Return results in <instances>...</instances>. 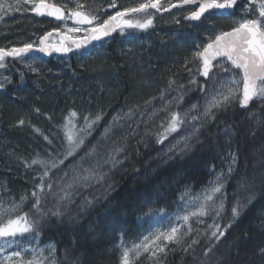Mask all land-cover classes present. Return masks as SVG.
I'll return each mask as SVG.
<instances>
[{"label": "trees", "instance_id": "1", "mask_svg": "<svg viewBox=\"0 0 264 264\" xmlns=\"http://www.w3.org/2000/svg\"><path fill=\"white\" fill-rule=\"evenodd\" d=\"M211 21L208 17L198 22L185 19L183 26L170 28L168 38L155 37L148 50H138L137 58L142 59L144 69L148 66L149 78L164 83L168 77L190 71L200 62L194 53L220 28L225 31L235 26L222 17ZM103 58V64L109 66L107 73L75 59L71 79L43 74L24 87L0 92V202L18 203L21 196H27L29 202L21 214L30 210L31 192L39 183L31 179L28 165L47 152L48 138L54 142L60 139L57 127L67 111L100 113L102 119L62 171L98 141L97 151L105 155L113 142L124 149L115 166H104L107 176L102 182L79 189L73 202L61 209L62 215L45 219L31 244L53 245L56 264H121L122 242L134 244L148 235L164 215L177 211L183 193L203 190L213 170L235 157L236 167L225 189V209L219 217L224 235L216 239L210 232L200 238L194 232L178 244H168L154 261L142 254L135 264H264V98L249 107L235 102L217 111L215 120L205 123L186 151L181 145L170 155L164 153L157 142V133L162 130L159 117L137 126L129 117L121 119L111 140L104 141L105 127L130 96L134 69L129 67L132 58L128 55ZM114 89L116 95L106 93ZM138 98L132 100L137 102ZM90 163L86 161L84 167ZM249 195L253 196L250 203L246 199ZM86 200L91 203L86 204ZM237 201L242 202L240 214L233 217L231 209ZM47 207L54 209L52 197Z\"/></svg>", "mask_w": 264, "mask_h": 264}, {"label": "snow or ice", "instance_id": "2", "mask_svg": "<svg viewBox=\"0 0 264 264\" xmlns=\"http://www.w3.org/2000/svg\"><path fill=\"white\" fill-rule=\"evenodd\" d=\"M21 3H33L32 11L38 15L53 16L60 20L72 19L76 26L69 28V33H80L81 31L87 33L79 39H73L70 35L63 38L70 40L76 49H80L92 40H99L108 36L117 29H120L121 32L125 28L146 30L153 23L150 15H146L142 21L126 17L132 13H145L149 8L161 10L160 0H147L145 3H140L138 7L117 11L114 15L99 22L97 16L92 15L89 11H84V5L79 3L74 9L68 10L67 17L61 7L47 3L46 0H38V2L17 0L16 5H7V8L10 10L14 8L19 11ZM194 3L197 4L196 10L185 17L190 21H200L211 10L223 12L232 9L237 0H180L182 5ZM251 3L255 4L256 0H251ZM171 6L176 7L177 5ZM5 8L6 4L0 2V11H4ZM85 25L87 27H81ZM50 35L51 33H48L41 37L39 46L35 49L32 43L7 50L0 48V67H4L3 61L6 57H22L33 50L47 55H51L53 51L59 53L72 51V48L65 46L63 42L59 46L47 44L46 41ZM194 58L200 61L199 74L205 78L206 84L211 82L212 85V91L209 93L210 98L206 99L203 110L201 111L200 107L195 104L184 111L170 110L174 101L176 108H180L184 96L183 93H180L173 100L162 105L160 109H154L150 116V118L155 117L161 111L165 113L160 124L163 131L157 133L158 143H163L169 135L182 128L187 130L188 127H191V134L186 135L182 142V151L190 149L192 140L198 138L204 124L215 120L216 112L225 109L234 100H238L241 107H247L254 99L264 98V0L259 2L257 18L241 20L231 31L221 32L214 38H209V42L202 50L194 53ZM218 58H220L219 61ZM214 61H218L225 73L231 74L238 71L240 79H236L235 76H232L231 79H217V73L213 71V68L216 67ZM224 64H228L229 67H223ZM172 83L169 81L170 85ZM191 83H196V81L192 80ZM2 87L3 85L0 84V88ZM161 99H164L163 93ZM146 103H151V101ZM127 115H132L131 110ZM78 119L80 117L75 111L69 113L66 118L63 126L66 149L62 159L57 157H52L49 160L34 159L28 165V167L39 165L43 169L38 175L39 183L34 185L35 190L31 192L32 206L30 210L21 214L22 209L29 202L27 196H21L20 201L8 209L0 207V254H4L9 248L12 249L10 254L0 256V264H44L48 260V257L44 256L45 249L37 250L33 247H24L22 246L23 241L31 237L28 240V244L31 245L39 235L41 224L49 215H62L61 209L73 202V197L79 189L102 182L107 176L103 171L104 166L109 163L115 166L118 163L117 157L124 151L123 147L113 142L105 155L97 151V146L100 143L98 141L97 145L80 156L75 164L62 171L65 162L78 155L85 145V141L96 130L102 115L97 114L94 118L84 116L82 117L83 124L80 125L77 123ZM121 119L119 114L113 117L112 122L104 129L102 140H111L113 128L120 126ZM20 123L23 124V120ZM86 161H91L88 167H84ZM228 171L230 175L233 171L231 166ZM225 179L223 173L217 174L213 180L208 182L200 194L192 195L186 191L181 196V200H184L192 208L191 211L186 210V214L178 218L184 222L183 224L171 226L168 231L158 232L151 238L145 236L141 243H134L131 248L125 247L122 242L121 264H135V260L143 254L141 249L143 252H151L152 256H156L157 252H164L168 244L180 243L184 235L192 230L190 221L193 217L198 223H203V218L213 217V214L216 218L220 217L225 209ZM49 197L55 201L54 209L47 207ZM246 199L250 203L253 196L249 195ZM85 203L90 204L91 201L86 200ZM241 205L242 202L237 201V204L232 207L233 217L239 216ZM5 217H7L6 220ZM184 225H187V232H182ZM208 227L215 229L211 235L216 239L224 235L219 224L214 222ZM152 245H156L155 250H153ZM47 250L51 256H54V246L49 245ZM29 254H31V259L26 260L25 256ZM51 264H56V261L53 259Z\"/></svg>", "mask_w": 264, "mask_h": 264}, {"label": "flooded vegetation", "instance_id": "3", "mask_svg": "<svg viewBox=\"0 0 264 264\" xmlns=\"http://www.w3.org/2000/svg\"><path fill=\"white\" fill-rule=\"evenodd\" d=\"M0 2L6 4L5 10L0 11V48L7 50L14 47H22L26 43H32L34 47H38L39 39L48 33H51L47 41V44L50 45L59 44L60 35H70L76 39L87 35L84 31L80 33L68 32L69 28L76 26L72 19L65 18L60 20L53 16L38 15L32 11L33 3H21L20 10L17 11L14 8L11 10L7 8V5H16L17 0H0ZM34 2H38V0H34ZM46 2L61 7L65 11L66 17L68 10L74 9L78 3L83 4L84 11L91 12L92 15L98 17L99 22H102L117 11L138 7L140 3H145L147 0H46ZM177 3H180V0H160V11L149 8L145 13L130 14L126 18L139 19L141 21L146 15H150L153 23L146 30L125 28L121 32L120 29H117L113 32L111 38L103 39L90 48L81 47L76 52H73L74 45L66 42L65 46L71 47L72 51L63 55H52L48 59L43 58L41 55L23 56L17 60L5 58L3 61L4 67H0V84L3 85L0 88V92L8 87H24L27 83H32L35 77L38 78L43 74L51 76L55 74L61 78L66 76L71 79L75 59H83L90 56L109 57L112 54L119 56L135 55L138 50H141V52L144 48L148 50L155 37L168 38L170 28L183 26L186 15H189L190 12L195 11L197 8V6H186L176 8L171 12L163 10L169 9L171 5ZM254 5L251 0H237L231 12L220 13L218 10H211L204 17H211L210 21L218 17L228 19L237 15H244L242 11L249 6L254 7ZM252 10L256 9L252 8ZM180 11L183 13L182 18H179ZM172 15L174 17L172 19H179L171 22ZM246 18L251 19L249 16H246Z\"/></svg>", "mask_w": 264, "mask_h": 264}, {"label": "rangeland", "instance_id": "4", "mask_svg": "<svg viewBox=\"0 0 264 264\" xmlns=\"http://www.w3.org/2000/svg\"><path fill=\"white\" fill-rule=\"evenodd\" d=\"M259 2H260V0H256L254 7L249 6L248 7L249 9L246 8V10L242 11V14H244V15H240V16L237 15L235 17L228 18L227 19L228 22L234 23V25H235L234 27H236L238 25V22H240L241 20L247 19L246 16H248L249 14H252L253 16H255V14H256L255 18H257L258 17ZM252 8H255L256 10H252ZM179 14H180L179 18H182L183 13L180 11ZM186 16H188V15H186ZM172 18H174L173 15L171 16V22H175L176 19H179V18H175V19H172ZM208 19L210 20L211 17H208ZM220 30H221L220 32H218V31L215 32L214 37H215V35H218L221 32L227 31V30L222 31V28H220ZM228 30H230V29H228ZM128 56L130 58H132L130 60L129 67L133 68L134 70H133V77H132L133 79L131 82L132 83V90L130 92V96L128 95L127 100L124 99L123 102H121L120 105L118 106L119 111H118L117 115L119 114V116L122 119H127V117H129V119L133 121V124H135L137 126L140 122H143V121L145 122L147 120H149V121L154 120L155 118L159 117V119H157V122L161 123L162 118L165 116V113L161 111L158 113L159 115L155 116V118L154 117L150 118L151 113L153 112L154 109H160L162 105L166 104L170 100H173V98L177 97L178 94L180 95V93L184 94V96H183L184 101L182 102L183 105L181 104L180 108L177 109L176 105H175V101H174L170 110L184 111V110H187L188 108H190L191 105H194V104L198 105L200 107L201 111L203 110V106L205 105L206 99L210 98L209 93L212 91V85H211V82L206 84L205 81L198 80V78H199L198 77V74H199L198 69L200 66V62H199V64H196L195 66H193L190 69V71H187V72L183 71V73H181L179 75H174V76L168 77L163 83L160 81L153 80L151 78V76L149 78L150 74L148 71L149 69H147L148 66L146 65V68L144 69L142 66V63L140 64V61L142 59L141 58L138 59L136 54L135 55L129 54ZM146 59H148L147 56H146ZM81 60L88 62L90 66H92V67L94 66V69H96L97 71H99L101 73H107L108 72L109 66L108 65L105 66V64H103V63H105L103 61L105 59L102 56H99V57L90 56V57L83 58ZM223 67H229V65L224 64ZM214 72L217 73V79H221V78L222 79H231L232 76H235V78L238 80L240 79V75H239L238 71H234L231 74L225 73L219 63L216 64V68H215ZM149 80H150V82H149ZM192 80H195L196 83H191ZM169 81H172L173 83L170 85ZM148 85H149L150 89L152 88V90L149 89ZM181 86H183V87H181ZM145 87H148V89H146V91L144 93L143 90H145ZM241 87H242V85H241ZM106 93L110 94V96L116 95V90L115 91L106 90ZM162 93L164 95L163 100L161 99ZM136 97H139L138 98L139 101L133 103L132 98H136ZM260 99H263V98H258L255 100H260ZM128 100H129V102H128ZM147 101H151V103H146ZM235 102L239 103L238 100L233 101V103H235ZM130 110L132 113L131 116L127 115L130 112ZM73 111H75V110L71 109V110L67 111L65 113V115L62 117L60 125L57 127V131L60 135V139H58L57 142H54L52 139L48 138L47 152L43 156L34 157L33 160L34 159L49 160L52 157H57L60 159L63 158V153L65 152V149H66V141L64 139L63 126L66 122V118L69 116V113H71ZM75 112H77V111H75ZM77 113L80 117V119H78V121H77L78 125L83 124L82 117L90 116V118H94L97 114H100V113L93 114L91 112H88V113H85L84 115H82L79 112H77ZM160 129H162V128H160ZM160 131L162 132L163 129ZM191 131H192L191 127H188L187 130L182 128L178 132L172 133L171 135H169L167 137V139H165L163 141V143H161L163 148H164V153L166 155H170L176 148L183 145L182 142L184 140V137L186 135H190ZM49 141H51V143H49ZM230 166L232 167L233 171L229 175L228 170H229ZM235 167H236V161L234 159H231V161H229L222 168L219 167V168L213 170V177L211 180H213L217 174L223 173L225 178H226L225 179V189H226L227 183H228L229 179L231 178V176L235 170ZM28 168H29V175H30L31 179H33V181L35 180V181L39 182L38 175L43 171V169L39 165H32L31 167H28ZM225 189H224V194H225ZM201 192H202V190L200 192H196L193 194H192V192H189V193H191L192 195H196V194H200ZM225 196H226V194H225ZM13 204L14 203H11L10 201L0 202V207H2L4 209H8ZM186 210L191 211L192 208L184 200L180 199V205L177 208V211L171 215H164L163 221L159 222V224H156L153 227V229L151 230V232L146 236H149L151 238L152 236H154L158 232L168 231L171 226L183 224L184 222L178 218L185 215ZM6 219H7V217H5V220ZM203 219H204L203 223H198L196 221V218L193 217L190 221V223L192 225V230L190 232H187V225H184L182 232H187V234L184 235L183 238L189 236L190 234H192L194 232L197 234L198 237H200V238L204 237L208 233L215 230V229L209 228L208 227L209 225L213 224L214 222L219 224V217L216 218L214 214H213V217H205ZM143 238L136 243H141V241H143ZM28 240L29 239H26L25 241H23L22 246L37 248V250L45 249L44 256L48 257V260H46L44 262V264H51V261L55 258V256H51L49 254V251L47 250L49 245H46V246H39L36 244L29 245ZM158 243H160V242H158ZM124 246L131 248L133 246V244H124ZM152 248H153V250H155L156 245H152ZM11 251H12V249L9 248L6 250V252L4 254H0V256L10 254ZM141 252L143 254H147V255L151 256L152 261H154L155 258H157V256L160 253H162V252H157L156 256H152L151 252H143V249H141ZM25 259L26 260L31 259V254L25 256Z\"/></svg>", "mask_w": 264, "mask_h": 264}, {"label": "water", "instance_id": "5", "mask_svg": "<svg viewBox=\"0 0 264 264\" xmlns=\"http://www.w3.org/2000/svg\"><path fill=\"white\" fill-rule=\"evenodd\" d=\"M177 6L176 7H170L169 9H167V11L166 12H171V11H173L174 9H176V8H182V7H186V6H191V7H195V6H197V4H187V5H182V4H180V3H177L176 4ZM220 13H229V12H231V9H229V10H226V11H223V12H221V11H219ZM207 14V13H206ZM205 14V15H206ZM56 18V17H55ZM203 18V17H202ZM201 18V19H202ZM193 22H197V21H193ZM232 29H230V30H228V31H231ZM228 31H225V32H228ZM113 36V32L112 33H110L108 36H105V37H102L101 39H99V40H92V41H90L89 43H87L86 45H84V46H82V47H84V48H90L91 46H93L94 44H97L98 42H100L101 40H103V39H106V38H111ZM65 37V35H60V41H59V44H57V45H51V46H59L60 44H61V42H63L64 44L66 43V42H68V43H71L72 44V42L70 41V40H64L63 38ZM49 39V38H48ZM73 39H76V38H73ZM46 43H47V41H46ZM50 45V44H49ZM36 47H34V49H35ZM77 50H79V49H76L75 48V45H74V50H73V52H76ZM63 54H66V53H59V52H55V51H53L52 52V54L51 55H47V54H45V53H41V52H39V51H36V50H33V51H31V52H29V53H26V54H24L23 56H25V55H41L43 58H45V59H48V58H50L52 55H63ZM6 58H10V59H18V58H20V57H6ZM220 60V58H218V61ZM218 61H214L213 63H214V65H216L217 63H218ZM215 70V67L213 68V71ZM211 75V74H210ZM198 76H199V78L200 79H202V80H204L205 81V78L204 77H202L200 74H198ZM254 101V100H253ZM253 101H251L250 103H249V105L247 106V107H249L251 104H252V102Z\"/></svg>", "mask_w": 264, "mask_h": 264}, {"label": "bare ground", "instance_id": "6", "mask_svg": "<svg viewBox=\"0 0 264 264\" xmlns=\"http://www.w3.org/2000/svg\"><path fill=\"white\" fill-rule=\"evenodd\" d=\"M211 19H212V18H211ZM202 20H203V19H202ZM214 21H215V19H214ZM202 22H203V21H202ZM211 22H213V21H211ZM214 25H215V24H214ZM216 28H217V27H216ZM218 31H219V30H218ZM146 43H147V42H146ZM152 50H153V48H152ZM152 53H153V52H152ZM146 54H147V53H146ZM151 57H152V56H151ZM119 60H120V59H119ZM122 62H123V61H122ZM71 65H72V64H71ZM120 65H121V64H120ZM56 70H57V69H56ZM59 71H60V70H59ZM152 71H153V70H152ZM95 76H96V75H95ZM120 76H121V75H120ZM62 81H63V80H62ZM86 81H87V80H86ZM89 84H90V83H89ZM64 85H65V84H64ZM72 86H73V85H72ZM78 86H80V85H78ZM82 86H83V85H82ZM58 87H59V86H58ZM75 87H76V86H75ZM87 87H88V86H87ZM148 87H149V85H148ZM148 87H147L146 89H148ZM64 88H65V87H64ZM80 88H81V87H80ZM80 88H79V89H80ZM100 88H101V87H100ZM73 89H74V88H73ZM87 89H88V88H87ZM91 89H92V88H91ZM149 89H150V87H149ZM31 90H32V89H31ZM54 90H55V88H54ZM56 90H57V89H56ZM75 90H76V88H75ZM150 90H152V88H151ZM44 91H46V90H44ZM79 91H80V90H79ZM84 91H85V90H84ZM30 92H31V91H30ZM30 92H29L28 94H31ZM63 92H64V91H62L61 94H63ZM66 92H67V91H66ZM73 92H74V91H73ZM73 92H72V93H73ZM86 92H87V91H86ZM92 92H93V90H92ZM92 92H91V93H92ZM33 93H34V90H33ZM75 93H76V92H75ZM93 93H94V92H93ZM50 94H51V93H50ZM56 94H57V93H56ZM64 94H65V93H64ZM68 94H69V93H68ZM84 94H85V92H84ZM32 95H33V94H32ZM51 95H52V94H51ZM51 95H50V96L47 95V96L50 97V98H52ZM81 95H82V94H81ZM92 95H94V94H92ZM178 95H179V94H178ZM58 96H60V95H58ZM66 96H67V95H66ZM69 96H72V95L69 94ZM85 96H87V95H85ZM88 96H89V95H88ZM99 96H100V95H99ZM53 97H54V96H53ZM60 97H61V96H60ZM63 97H65V95H64ZM79 97H80V95H79ZM89 97H90V96H89ZM94 97H96V96H94ZM50 98H49V99H50ZM55 98H56V97H55ZM71 98H72V97H71ZM53 99H54V98H53ZM62 99H63V98H62ZM75 99H76V98H75ZM78 99H79V101L81 100L80 98H78ZM144 99H145V98H144ZM50 100H51V99H50ZM72 100H73V99H72ZM83 100H85V99L83 98L82 101H83ZM92 100H93V99H92ZM186 100H187V99H186ZM55 101H56V100H55ZM97 101H98V99H97ZM97 101H96V102H97ZM183 101H184V100H183ZM7 102H9V101H7ZM22 102H23V101H22ZM62 102H63V101H62ZM93 102H94V101H93ZM98 102H99V101H98ZM76 103H77V101H76ZM133 103H134V101H133ZM40 104H41V103H40ZM57 104H58V103H57ZM61 104H62V103H61ZM80 104H81V103H80ZM58 105H59V104H58ZM94 105H95V104H94ZM182 105H183V104H182ZM61 106H63V105H61ZM70 106H71V105H70ZM70 106H69V108H70ZM74 106H75V105H74ZM71 107H72V106H71ZM57 108H59V107H57ZM58 113H59V112H58ZM64 115H65V114H64ZM158 115H159V114H158ZM160 115H161V114H160ZM154 118H155V117H154ZM122 121H123V120H122ZM139 124H140V123H139ZM202 128H203V127H202ZM209 131H210V130H209ZM210 136H211V135H210ZM134 137H135V136H134ZM139 138H140V136H139ZM137 139H138V138H137ZM136 142H137V141H136ZM230 147H231V146H230ZM133 149H134V148H133ZM156 151H157V150H156ZM185 153H186V152H185ZM128 154H129V153H128ZM128 154H127V155H128ZM125 156H126V155H125ZM211 163H212V162H211ZM106 168H107V167H106ZM221 168H222V167H221ZM107 169H108V168H107ZM239 174H240V173H239ZM0 177H1V176H0ZM211 178H212V177H211ZM205 185H206V184H205ZM186 186H187V185H186ZM202 187H203V186H202ZM186 188H187V187H186ZM197 191H198V190H197ZM159 193H160V192H159ZM192 194H193V193H192ZM142 201H143V200H142ZM246 202H247V201H246ZM101 211H102V210H101ZM136 219H137V218H136ZM198 226H199V225H198ZM141 228H142V227H141ZM202 245H203V244H202ZM112 253H113V252H112Z\"/></svg>", "mask_w": 264, "mask_h": 264}]
</instances>
